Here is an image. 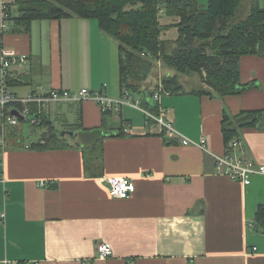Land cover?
Instances as JSON below:
<instances>
[{
	"label": "crops",
	"instance_id": "0c3cea01",
	"mask_svg": "<svg viewBox=\"0 0 264 264\" xmlns=\"http://www.w3.org/2000/svg\"><path fill=\"white\" fill-rule=\"evenodd\" d=\"M13 10L19 18L18 3ZM167 30L164 39L178 36ZM3 49L25 57L23 62L16 57L6 75ZM240 74L252 86L237 94L199 95L185 87L161 95L165 117L183 136L206 138L205 149L146 126L148 102L139 99L108 109L107 128L124 121V135L103 140L100 169L95 163L86 169L79 146L80 129L104 123V109L93 99L51 103L41 126L26 121L9 126L0 136V264H264V233L255 221L264 203V176L245 185L215 173L214 154L226 148L224 113L264 109V55H243ZM7 79L13 83L7 85ZM3 86L18 98L82 88L116 98L119 42L95 18L72 15L27 25L18 19L3 30L0 13V90ZM123 106L128 108L121 111ZM25 123L32 128L27 138ZM45 134L57 137L32 148ZM236 138L239 155L264 163V127H243ZM111 176L133 179L135 192L111 196L104 181ZM101 242L111 245L110 257L98 258Z\"/></svg>",
	"mask_w": 264,
	"mask_h": 264
},
{
	"label": "trees",
	"instance_id": "16d2710c",
	"mask_svg": "<svg viewBox=\"0 0 264 264\" xmlns=\"http://www.w3.org/2000/svg\"><path fill=\"white\" fill-rule=\"evenodd\" d=\"M18 6L21 15L15 16V20L26 25L34 19L72 15L97 19L100 28L119 42L122 95L126 91L143 94L148 90V79L159 60L174 70L161 77L165 94L185 91L179 74L197 76L208 86V89L193 88L192 93L237 94L252 86L241 80V57L264 55V6L260 0H18ZM165 17L171 18L172 25L178 29L173 40L163 38V33L172 26L165 23ZM11 83L7 79V85ZM158 88L159 83L149 90L153 94ZM147 105L158 113V106ZM9 107L22 108V104ZM103 112L102 126L80 129L79 146L88 171L93 163L99 169L102 167L103 140L124 135V121L116 129L107 128L109 110ZM45 121L46 116L39 126ZM222 125L227 146L241 128L264 127V109L244 110L234 116L226 112ZM52 136L45 134L46 143L37 142L31 147L47 146ZM255 221L257 231L264 233V203L258 206Z\"/></svg>",
	"mask_w": 264,
	"mask_h": 264
},
{
	"label": "built area",
	"instance_id": "2783aa9c",
	"mask_svg": "<svg viewBox=\"0 0 264 264\" xmlns=\"http://www.w3.org/2000/svg\"><path fill=\"white\" fill-rule=\"evenodd\" d=\"M17 3L18 0H0L1 27L3 30H9L16 22L13 7ZM160 14L162 13L160 12ZM16 57V54L12 50L3 49L1 62L4 75H6V68L12 61H25V57H17L18 59ZM162 93L165 92L162 84H160L159 88L152 94L153 102L150 104L148 102L151 107L158 106V113L154 112L149 107L143 109L146 116V126L152 124L157 128L159 134L168 137L178 135L180 141L184 145L194 144L205 149L207 146L206 138H202L200 142H195L183 136L177 131L173 122L165 117L167 109L160 103ZM83 99H93L100 104L104 110L122 104L136 105L133 103V97L130 95L129 91H126L125 94L118 99L108 97L104 92L90 91L88 88H82L79 91L51 89L44 93H32L25 98H18L3 86L0 90V105L3 108V112L0 115V136L4 138L8 127L18 126L22 120L32 125L39 126L43 121V115L48 111L49 105L53 102ZM138 102L136 103L138 104ZM16 103L22 104V108L12 107L19 113V115H12L10 114L11 109L9 105ZM240 145V139L234 138L229 145L226 146L224 154H214L216 162L215 173L228 176L234 180H239L246 185L252 181L254 176H264V163L239 155L240 153L238 154L237 148H239ZM104 181L110 195L115 198H128L136 190L134 180L126 176H111L105 178ZM112 254L113 249L109 243L101 242L98 245V258L105 259ZM84 264H90V261H85Z\"/></svg>",
	"mask_w": 264,
	"mask_h": 264
},
{
	"label": "rangeland",
	"instance_id": "374dc122",
	"mask_svg": "<svg viewBox=\"0 0 264 264\" xmlns=\"http://www.w3.org/2000/svg\"><path fill=\"white\" fill-rule=\"evenodd\" d=\"M260 3H261V5L264 6V0H260ZM172 32H175L176 34H178V29L176 27H170L167 30V34H170ZM173 71L174 70L172 68L166 67L164 65V63L162 62V60H159L157 65H156V68L152 71V73L150 74V77L148 79V83H147L148 90H145V92L143 94H139V93L133 92V91L129 92L130 95L133 97V100L136 101L137 99H139L141 101L144 100L146 102H149V104L152 103L153 102L152 90H149V89H153L157 85V83H159V85H160L161 84V77L164 74L168 75V72L173 73ZM179 81L186 88H190V89L195 88L196 89V88L203 87V88H207L208 89V86L206 84H204L201 81V79L199 77H197V76H189V75H186V74H179ZM121 97H122V93L120 95L118 93V97H116V99L121 98ZM126 108H128V106H123L121 108V111H124V109H126ZM119 110H120V108H119ZM70 113L71 112H69V114ZM70 118H71V116H70ZM23 128H24L23 135L27 138L28 135H29V131L32 128L29 126V124H26V123L24 124Z\"/></svg>",
	"mask_w": 264,
	"mask_h": 264
},
{
	"label": "water",
	"instance_id": "95a60500",
	"mask_svg": "<svg viewBox=\"0 0 264 264\" xmlns=\"http://www.w3.org/2000/svg\"><path fill=\"white\" fill-rule=\"evenodd\" d=\"M204 73H205V71H204ZM10 112H11L12 115H19V113L15 109H11ZM66 133L77 135V132L76 131H62L61 132V135H65Z\"/></svg>",
	"mask_w": 264,
	"mask_h": 264
}]
</instances>
